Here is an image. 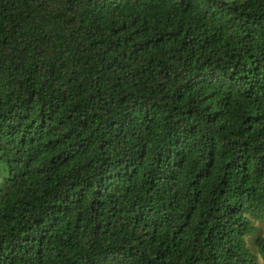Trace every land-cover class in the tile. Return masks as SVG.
<instances>
[{
    "label": "trees",
    "instance_id": "obj_1",
    "mask_svg": "<svg viewBox=\"0 0 264 264\" xmlns=\"http://www.w3.org/2000/svg\"><path fill=\"white\" fill-rule=\"evenodd\" d=\"M0 264H264V0H0Z\"/></svg>",
    "mask_w": 264,
    "mask_h": 264
}]
</instances>
